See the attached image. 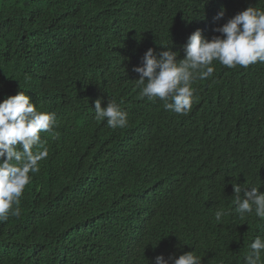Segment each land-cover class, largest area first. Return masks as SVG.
Masks as SVG:
<instances>
[{"label": "trees", "instance_id": "1", "mask_svg": "<svg viewBox=\"0 0 264 264\" xmlns=\"http://www.w3.org/2000/svg\"><path fill=\"white\" fill-rule=\"evenodd\" d=\"M248 6L264 0H0V101L23 91L58 122L55 139L42 133L49 155L21 215L0 222V264H151L187 251L244 264L264 219L235 213L232 184L264 192V63L213 61L187 115L141 99L133 68L149 48L183 58L192 32L220 35ZM97 99L119 104L127 126L96 120Z\"/></svg>", "mask_w": 264, "mask_h": 264}, {"label": "clouds", "instance_id": "2", "mask_svg": "<svg viewBox=\"0 0 264 264\" xmlns=\"http://www.w3.org/2000/svg\"><path fill=\"white\" fill-rule=\"evenodd\" d=\"M226 9L221 8L213 17L214 22L222 20ZM211 39L197 29L190 34L182 46L183 58L175 51L157 53L149 48L142 57V66L133 71L139 74L136 79L140 88L139 97L149 101L159 99L165 111L187 115L192 108L195 79H206L214 72L213 61L227 68L241 66L247 68L257 62L264 63V10L248 6L227 19L222 26L215 27ZM102 99L95 101V119L107 120L109 128L127 126V113L115 101L102 107ZM58 126L54 112L38 110L37 105L23 91L0 101V222L9 215L19 217L21 197L31 183L33 174L40 171V162L49 155L46 140L42 133L53 139L58 136ZM235 194V213L241 219L245 214L255 212L264 219V192L258 187L242 189L232 184ZM242 193V195H241ZM223 209L215 212L219 223L225 215ZM264 254V237H256L244 256V264H261ZM151 264H202L200 256L192 251L175 254L167 258L157 255Z\"/></svg>", "mask_w": 264, "mask_h": 264}]
</instances>
